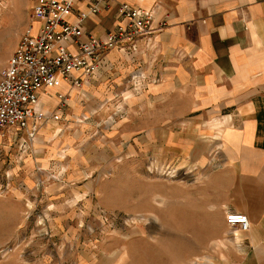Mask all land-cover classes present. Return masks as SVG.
Returning <instances> with one entry per match:
<instances>
[{"label": "rangeland", "instance_id": "374dc122", "mask_svg": "<svg viewBox=\"0 0 264 264\" xmlns=\"http://www.w3.org/2000/svg\"><path fill=\"white\" fill-rule=\"evenodd\" d=\"M31 14L29 0H0V72ZM150 99L106 101L76 124L64 110L25 154L0 145V264H208L233 254L236 230L218 204L227 166L216 132L195 131L193 117L164 116ZM65 133L80 143L51 168L37 158L27 166L41 136ZM26 176L35 179L22 186Z\"/></svg>", "mask_w": 264, "mask_h": 264}, {"label": "crops", "instance_id": "0c3cea01", "mask_svg": "<svg viewBox=\"0 0 264 264\" xmlns=\"http://www.w3.org/2000/svg\"><path fill=\"white\" fill-rule=\"evenodd\" d=\"M94 1L77 0L68 21L75 23ZM121 4L152 12L153 26L164 24L163 30L149 43L140 42L135 52L107 53L80 88L59 81L41 95L52 100L47 105L41 99L44 110L57 108L58 95L66 96V119L75 121L130 94L161 101L164 116L193 117L200 133H208L211 125L227 166L216 185L218 204L225 215H245L250 228L235 231L231 256L214 257L208 264H264V0H113L108 10L101 8L85 20L82 40H103L124 23L116 15ZM39 27L32 21L31 33ZM139 103L129 106L137 109ZM44 128V135L57 129L55 124ZM66 134L58 140L41 136L39 149L34 147L43 154H32L35 164L28 160L27 166L35 168L39 159L51 168L60 151L81 141L80 134ZM30 177L22 186L35 179Z\"/></svg>", "mask_w": 264, "mask_h": 264}, {"label": "built area", "instance_id": "2783aa9c", "mask_svg": "<svg viewBox=\"0 0 264 264\" xmlns=\"http://www.w3.org/2000/svg\"><path fill=\"white\" fill-rule=\"evenodd\" d=\"M77 0H29L33 22L40 27L36 34L29 28L0 72V145H17L25 154L34 144L39 131L61 119L68 107L67 97L58 95L57 113L45 111L41 95L54 89L59 81L80 88L84 79L94 76L103 58L112 50L135 52L140 42L149 43L164 24L153 26V13L126 4L116 12L124 23L117 25L103 40L83 41V24L101 8L109 9L113 0H95L88 12L73 14ZM85 119H83L84 121ZM82 123V121H80ZM229 228L248 232L245 215H226Z\"/></svg>", "mask_w": 264, "mask_h": 264}]
</instances>
